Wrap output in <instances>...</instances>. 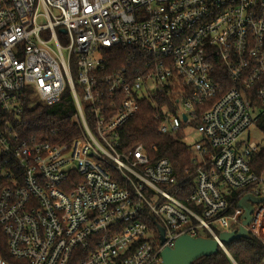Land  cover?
I'll list each match as a JSON object with an SVG mask.
<instances>
[{
  "label": "built area",
  "instance_id": "built-area-1",
  "mask_svg": "<svg viewBox=\"0 0 264 264\" xmlns=\"http://www.w3.org/2000/svg\"><path fill=\"white\" fill-rule=\"evenodd\" d=\"M109 48L126 61L107 66ZM65 85L80 133L21 137L27 89L52 105ZM142 99L160 133L198 134L190 187L120 148ZM263 115L264 0H0V264H162L181 235L236 230L241 196H264L241 138ZM261 213L246 230L264 245Z\"/></svg>",
  "mask_w": 264,
  "mask_h": 264
},
{
  "label": "trees",
  "instance_id": "trees-1",
  "mask_svg": "<svg viewBox=\"0 0 264 264\" xmlns=\"http://www.w3.org/2000/svg\"><path fill=\"white\" fill-rule=\"evenodd\" d=\"M124 53L123 49H105L107 66L122 65L127 59ZM30 93V90L27 89L22 102L24 110L21 117L19 120L13 121L14 129L21 137L35 135L41 140L59 143L70 142L80 133V126L73 119L76 108L67 85L63 89L60 100L52 105L40 103ZM158 103L166 104L168 101L158 98ZM156 112L157 110L150 100H140L138 110L119 128V146L122 150H127L142 144L152 160L159 157L168 158L176 178L188 188L196 171L192 160L193 156L183 140L181 130L173 133L158 131L160 120L155 117ZM256 122L264 135V115ZM194 123H198V120H195ZM250 163L254 172L260 173L264 170V143L258 144ZM224 248L225 250L218 247L216 253L202 257L194 261L193 264L264 263V245L254 237L225 243ZM0 255H6L5 239L1 230Z\"/></svg>",
  "mask_w": 264,
  "mask_h": 264
},
{
  "label": "water",
  "instance_id": "water-1",
  "mask_svg": "<svg viewBox=\"0 0 264 264\" xmlns=\"http://www.w3.org/2000/svg\"><path fill=\"white\" fill-rule=\"evenodd\" d=\"M264 201V196H254L250 193L241 196L237 206L243 209L240 225L236 230H224L218 234V240L213 237L181 235L176 238L171 247H164L161 251L162 264H193L194 261L212 255L225 244L241 238H251L246 226L252 221L251 215L257 203ZM161 238L163 229L159 227ZM220 242V243H219Z\"/></svg>",
  "mask_w": 264,
  "mask_h": 264
},
{
  "label": "rangeland",
  "instance_id": "rangeland-1",
  "mask_svg": "<svg viewBox=\"0 0 264 264\" xmlns=\"http://www.w3.org/2000/svg\"><path fill=\"white\" fill-rule=\"evenodd\" d=\"M198 134L194 130H190V134L187 136L185 139V143L187 145L192 144L195 140H197ZM242 140L244 142L250 141V142H255L257 145L258 144H263L264 143V135L261 133L258 123L255 121L249 128L242 133L241 136ZM263 214V213H261ZM264 221V214L262 216L261 222ZM264 226V223H263Z\"/></svg>",
  "mask_w": 264,
  "mask_h": 264
}]
</instances>
